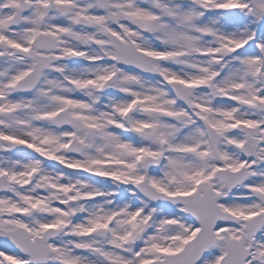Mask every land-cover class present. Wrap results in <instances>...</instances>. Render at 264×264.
<instances>
[{
  "label": "snow or ice",
  "instance_id": "1",
  "mask_svg": "<svg viewBox=\"0 0 264 264\" xmlns=\"http://www.w3.org/2000/svg\"><path fill=\"white\" fill-rule=\"evenodd\" d=\"M0 264H264V0H0Z\"/></svg>",
  "mask_w": 264,
  "mask_h": 264
}]
</instances>
